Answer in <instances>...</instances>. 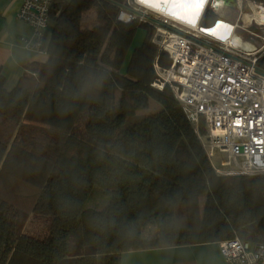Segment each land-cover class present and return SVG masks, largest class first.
Instances as JSON below:
<instances>
[{"label": "trees", "instance_id": "trees-1", "mask_svg": "<svg viewBox=\"0 0 264 264\" xmlns=\"http://www.w3.org/2000/svg\"><path fill=\"white\" fill-rule=\"evenodd\" d=\"M123 2L55 0L47 61L10 91L0 74V181L24 192L0 190V264H121L133 251L264 243V176L216 173L171 89L152 87L155 64L172 61L152 28L118 21ZM93 9L99 24L84 28ZM213 17L206 13L203 28ZM140 28L144 41L131 50ZM257 68L264 73V53ZM151 101L160 108L127 124ZM88 107L89 141L73 134ZM199 133H207L203 120ZM182 141L185 160L176 157ZM95 188L108 199L98 210L88 207ZM32 216L52 218L48 238L24 233ZM149 222L158 235L146 239ZM72 240L85 254L70 257Z\"/></svg>", "mask_w": 264, "mask_h": 264}, {"label": "built area", "instance_id": "built-area-1", "mask_svg": "<svg viewBox=\"0 0 264 264\" xmlns=\"http://www.w3.org/2000/svg\"><path fill=\"white\" fill-rule=\"evenodd\" d=\"M54 1L23 0L18 18L33 31V38L25 42L27 49L48 54L47 32ZM218 1L207 0L203 14L194 25L145 0H124L118 21L149 24L155 30L152 42L169 55L172 65L161 69L155 64L158 79L152 87L159 91L166 86L171 89L216 173L264 176V73L257 68L264 47L259 50L252 42L254 38L264 42V36L251 29L253 25L264 27V20L256 19V10L264 14V0H236L240 13L235 22L217 17L218 21L203 28L202 21L208 11L219 13L229 5L223 0V7H218ZM244 4L252 10L247 25L246 14L242 13ZM220 21L233 27L243 46L237 47L231 38L222 40L209 33ZM239 30L246 32L249 40L237 34ZM246 44L253 51H248ZM201 120L207 129L203 136L199 133ZM217 154L221 157L219 165L215 162ZM218 244L227 264H264L263 242L235 238Z\"/></svg>", "mask_w": 264, "mask_h": 264}, {"label": "crops", "instance_id": "crops-1", "mask_svg": "<svg viewBox=\"0 0 264 264\" xmlns=\"http://www.w3.org/2000/svg\"><path fill=\"white\" fill-rule=\"evenodd\" d=\"M22 4L23 0H0V74L4 76L9 91L17 86L24 74H33L48 58V55L25 46L26 40L33 38V31L18 18ZM121 264L227 263L219 244L207 243L127 252L122 255Z\"/></svg>", "mask_w": 264, "mask_h": 264}, {"label": "rangeland", "instance_id": "rangeland-1", "mask_svg": "<svg viewBox=\"0 0 264 264\" xmlns=\"http://www.w3.org/2000/svg\"><path fill=\"white\" fill-rule=\"evenodd\" d=\"M239 13H240L239 6L237 2H235L231 5H228L227 7H224L219 13L214 12L213 14H215V16L218 18H223L224 20L227 19V20H230L231 22H235L236 18L239 17L238 16ZM242 13L251 15L252 10L247 4H244L242 7ZM96 15H97L96 9H93L89 13L85 14L82 19V26L84 28H91V27L98 25L99 22H98ZM214 19L215 17L211 19L210 24L214 21ZM240 24L242 25L243 22L241 21ZM140 25H146L152 28L151 26H149V24L148 25L140 24ZM154 33H155V30H154ZM154 33H153V36H154ZM257 33L264 36V27L260 29V31ZM237 34L241 35L244 40H249V35L246 32H243V30L237 31ZM145 35H146V30L143 28H140L136 31L134 35L131 50H133L136 47H139L143 43ZM252 42H254V44L257 46L259 50L264 47V42L260 39L254 38ZM261 53H264V49L260 52V54ZM159 108L160 106L155 101H151L150 107L147 110L139 111L136 114V117L131 118L127 124L133 122L134 120H140L146 115L157 111ZM90 114H91V108L88 107L78 117L77 121L74 124L75 126L73 129L74 135H76L77 137L81 139L87 140V141H89V138L87 137L85 133V125L88 121ZM188 153H189V150H188L187 144L185 141H182L179 144L178 149L176 150V157L180 160H185L188 157ZM220 158H221L220 155L217 154V157L215 158V162L217 165H219L220 163ZM0 190L4 191L8 197H14L16 195H19V192L21 191L20 189L17 190L13 186L12 182H9L6 180L0 181ZM23 193L24 192H22V195ZM107 201L108 199L103 195L101 190L98 188H95L90 195L88 207L92 209H97V210L102 209V207L105 206L104 204L107 203ZM200 202H201V207H203L204 202H205V195H202ZM180 215H181V210L177 211V217ZM51 222H52V218L49 216H32L28 220V223L24 229V233L27 234L28 236L38 238V239L48 238L50 235L49 230H50ZM141 228H142L143 237L146 239L147 238L150 239L153 236L158 235V228L154 222L145 223L142 225ZM71 246L72 247H71L70 257H75L77 255L85 254L83 249L80 248L79 244L77 245L73 240L71 241Z\"/></svg>", "mask_w": 264, "mask_h": 264}, {"label": "bare ground", "instance_id": "bare-ground-1", "mask_svg": "<svg viewBox=\"0 0 264 264\" xmlns=\"http://www.w3.org/2000/svg\"><path fill=\"white\" fill-rule=\"evenodd\" d=\"M145 1L148 4L154 6L155 8L163 9L164 7V10H166L175 18L184 20L186 22H190L191 24L194 25L197 24V21L200 19V16L203 14L207 3V0H145ZM224 1L219 0L218 7H223ZM256 12H257L256 19L259 22H263L264 14L257 10ZM250 19L251 16L249 14H246L244 16V21L246 25L249 24ZM209 33L220 37L222 40H227V38H231L234 40L233 43L237 47H240L239 45L243 46L241 39L238 38L234 33L233 27H231L229 24L223 23L222 21L219 22V24L214 30L209 31ZM244 47L248 51H253L254 49L252 46L248 44L244 45Z\"/></svg>", "mask_w": 264, "mask_h": 264}, {"label": "water", "instance_id": "water-1", "mask_svg": "<svg viewBox=\"0 0 264 264\" xmlns=\"http://www.w3.org/2000/svg\"><path fill=\"white\" fill-rule=\"evenodd\" d=\"M225 2H227L229 5L233 4L236 2V0H225Z\"/></svg>", "mask_w": 264, "mask_h": 264}]
</instances>
